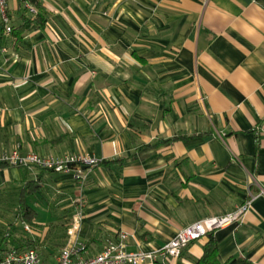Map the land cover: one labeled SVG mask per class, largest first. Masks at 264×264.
<instances>
[{"label": "crops", "instance_id": "obj_1", "mask_svg": "<svg viewBox=\"0 0 264 264\" xmlns=\"http://www.w3.org/2000/svg\"><path fill=\"white\" fill-rule=\"evenodd\" d=\"M42 7L45 27L19 38L0 16V154L88 155L100 165L84 184L0 168V250H26L29 239L57 264L78 215L85 257L119 232L128 251L150 253L184 227L235 211L252 181L264 187V0ZM8 15L13 30L34 18L17 0ZM27 185L40 187L26 198L37 214L31 233L18 215ZM214 238L221 261L264 264V197ZM207 242L166 264H197Z\"/></svg>", "mask_w": 264, "mask_h": 264}, {"label": "built area", "instance_id": "obj_2", "mask_svg": "<svg viewBox=\"0 0 264 264\" xmlns=\"http://www.w3.org/2000/svg\"><path fill=\"white\" fill-rule=\"evenodd\" d=\"M24 9L36 15V10L29 0H17ZM209 1V0H206ZM9 0H0V16L6 27V32L11 33V21L8 15ZM0 164L25 169H39L59 174H72L79 183H86L93 170L100 165L99 161L88 155H68L64 157H43L35 153L24 155L17 148L12 152L0 154ZM252 188H255L254 192ZM264 197V187L251 182L245 202L235 211L219 217H212L198 221L181 229L165 247L152 251H128V234L117 233L113 239L106 241L103 251L95 257H85L86 246L81 244L78 235L81 229V219L78 215L73 218L68 230L67 244L62 249L57 259V264H166L167 259H179L183 251L192 243L200 241L208 234L233 225L242 223L249 212L252 202L258 197ZM24 229L31 233L30 226ZM0 264H44L41 254L35 248L26 250H12L0 257Z\"/></svg>", "mask_w": 264, "mask_h": 264}, {"label": "trees", "instance_id": "obj_3", "mask_svg": "<svg viewBox=\"0 0 264 264\" xmlns=\"http://www.w3.org/2000/svg\"><path fill=\"white\" fill-rule=\"evenodd\" d=\"M31 6L38 11L36 15H34V18H28L25 20L24 26L19 30H13L12 28V34L15 36V38L21 37L22 33L25 32V30L30 27L31 25H37L39 28H44L45 24L47 22V18L45 15V11L42 7V0H29ZM7 166L6 164H0V168ZM40 187L37 185H27L22 193V197L20 200V211L18 213L20 221L24 225H28L31 228L34 226L33 221L37 218V214L35 211H33L28 205L26 198L27 196L34 194L39 190ZM205 238H208V242L204 247V254L201 257V259L197 262V264H251L249 261H247L244 258H232L226 262L221 261L219 252H218V246L216 243V240L214 238V233L208 234ZM24 242H26L27 247L26 249L35 248V243L30 241L29 239H25ZM12 250H18V249H1L0 250V257Z\"/></svg>", "mask_w": 264, "mask_h": 264}, {"label": "rangeland", "instance_id": "obj_4", "mask_svg": "<svg viewBox=\"0 0 264 264\" xmlns=\"http://www.w3.org/2000/svg\"><path fill=\"white\" fill-rule=\"evenodd\" d=\"M21 6L24 8V6L21 4ZM6 215H4V214H1L0 213V218H3L4 219V217H5ZM13 221V220H12ZM15 222V221H14ZM14 222H12L13 223V225L15 226L16 224L14 223ZM25 226V225H24ZM16 227V226H15ZM32 229V228H31ZM23 230H24V227H23ZM33 231V230H32ZM3 248H5V247H3ZM53 256L54 255H52V254H50V253H48L47 255H42L41 256V258H42V261H43V263L44 264H56L55 262V259L53 258ZM58 257H59V255L58 254H56L55 255V258L56 259H58Z\"/></svg>", "mask_w": 264, "mask_h": 264}]
</instances>
